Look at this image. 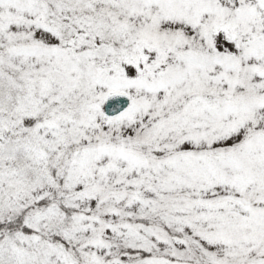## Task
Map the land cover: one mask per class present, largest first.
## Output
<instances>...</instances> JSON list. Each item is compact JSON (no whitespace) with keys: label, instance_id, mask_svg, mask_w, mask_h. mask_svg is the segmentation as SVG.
<instances>
[{"label":"snow or ice","instance_id":"obj_1","mask_svg":"<svg viewBox=\"0 0 264 264\" xmlns=\"http://www.w3.org/2000/svg\"><path fill=\"white\" fill-rule=\"evenodd\" d=\"M0 264H264V0H0Z\"/></svg>","mask_w":264,"mask_h":264}]
</instances>
